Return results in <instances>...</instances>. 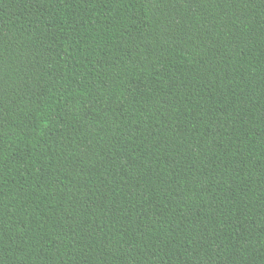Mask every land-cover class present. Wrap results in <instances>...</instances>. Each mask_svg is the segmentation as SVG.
Instances as JSON below:
<instances>
[{
	"label": "trees",
	"instance_id": "1",
	"mask_svg": "<svg viewBox=\"0 0 264 264\" xmlns=\"http://www.w3.org/2000/svg\"><path fill=\"white\" fill-rule=\"evenodd\" d=\"M0 264H264V0H0Z\"/></svg>",
	"mask_w": 264,
	"mask_h": 264
}]
</instances>
